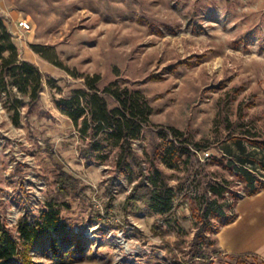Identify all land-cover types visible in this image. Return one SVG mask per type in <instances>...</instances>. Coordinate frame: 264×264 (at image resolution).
Instances as JSON below:
<instances>
[{
  "label": "rangeland",
  "instance_id": "rangeland-1",
  "mask_svg": "<svg viewBox=\"0 0 264 264\" xmlns=\"http://www.w3.org/2000/svg\"><path fill=\"white\" fill-rule=\"evenodd\" d=\"M11 13L31 25L16 35L19 60L42 76L34 104L0 94V220L17 243L11 264H264L221 251L223 220L202 218L213 200L225 218L235 214L248 195L238 168L264 190V0H0L7 30ZM87 77L99 78V90L137 91L151 108L128 170L55 105ZM153 179L170 190L165 211L150 200ZM217 185L222 197L209 191ZM51 210L64 231L23 246L21 223Z\"/></svg>",
  "mask_w": 264,
  "mask_h": 264
},
{
  "label": "trees",
  "instance_id": "trees-1",
  "mask_svg": "<svg viewBox=\"0 0 264 264\" xmlns=\"http://www.w3.org/2000/svg\"><path fill=\"white\" fill-rule=\"evenodd\" d=\"M32 48H35L32 46ZM37 52V50H35ZM42 76L36 66L28 61L19 60L18 50L12 40V35L7 30L0 17V94L8 95L10 91L23 97H27L29 104H34L39 100ZM99 78L87 77L84 81V89L73 91L68 97L55 101L56 107L64 114L73 126L79 129L83 136L91 135L93 139L101 138L109 143L112 149L118 151L117 167L121 170H128L129 157L134 153L131 149V142L138 139L143 128L147 125L151 115V108L147 100L137 91L114 88L113 84L99 90ZM109 96L115 102V106L110 107L105 100ZM15 102H18L16 99ZM13 122L16 124L19 119L17 109H12ZM173 131L174 136H178V131ZM92 149L100 148V141H94ZM196 150H201L195 144ZM225 153V152H224ZM241 163L246 161L240 160ZM237 172L244 178L248 195L259 192L255 186L254 174L243 168H238ZM153 189L150 190V200L159 205L161 211L168 209L170 205V190L159 184L157 179L151 181ZM209 191L216 197H222L227 188L221 185L210 186ZM213 214L222 219V226L230 223L235 218L233 214L230 218H225L220 206L216 201H207L202 210V218L206 219ZM64 224L60 221L57 211H45L40 217L32 218L29 222L21 223L18 232L23 246L35 243L43 236L62 233ZM18 254L17 243L13 241L5 226L0 220V264H11V260Z\"/></svg>",
  "mask_w": 264,
  "mask_h": 264
},
{
  "label": "crops",
  "instance_id": "crops-1",
  "mask_svg": "<svg viewBox=\"0 0 264 264\" xmlns=\"http://www.w3.org/2000/svg\"><path fill=\"white\" fill-rule=\"evenodd\" d=\"M12 17V26L8 27L15 46L19 29ZM235 218L222 226L216 234L221 251L233 255H255L264 261V190L256 194L241 197L234 207Z\"/></svg>",
  "mask_w": 264,
  "mask_h": 264
},
{
  "label": "built area",
  "instance_id": "built-area-1",
  "mask_svg": "<svg viewBox=\"0 0 264 264\" xmlns=\"http://www.w3.org/2000/svg\"><path fill=\"white\" fill-rule=\"evenodd\" d=\"M17 28L22 32H29L31 30V25L29 22L24 18H19L16 21Z\"/></svg>",
  "mask_w": 264,
  "mask_h": 264
}]
</instances>
